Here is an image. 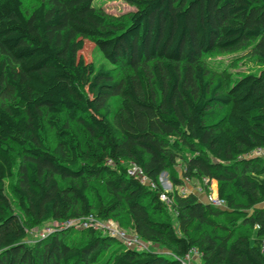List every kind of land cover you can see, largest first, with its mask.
Returning a JSON list of instances; mask_svg holds the SVG:
<instances>
[{"label":"trees","instance_id":"16d2710c","mask_svg":"<svg viewBox=\"0 0 264 264\" xmlns=\"http://www.w3.org/2000/svg\"><path fill=\"white\" fill-rule=\"evenodd\" d=\"M95 1L27 13L0 0V264H264V159L246 158L264 148V68L222 93L204 66L243 49L264 62V0H126L137 10L123 27ZM86 42L106 64L85 61ZM15 157L25 219L6 194ZM179 164L168 193L161 177ZM193 180L216 181L226 207L188 190ZM111 220L172 257L100 232ZM50 221L66 228L30 245L29 229Z\"/></svg>","mask_w":264,"mask_h":264},{"label":"rangeland","instance_id":"374dc122","mask_svg":"<svg viewBox=\"0 0 264 264\" xmlns=\"http://www.w3.org/2000/svg\"><path fill=\"white\" fill-rule=\"evenodd\" d=\"M43 0H23L24 3V11L27 13H31L37 6L42 3ZM95 6L99 12L107 20L109 26L112 27H123L127 26L130 22L131 15L136 12L137 8L126 0H96ZM81 56L87 61L95 62L97 66L106 64V61L103 59V55L100 52H95L94 44L90 42H86V46L84 51L81 53ZM204 66H206L208 70V80L212 83V85L216 84L218 80H222L224 83L222 93L226 92L234 82L242 78L244 76L254 74L258 75L261 70L264 68V62H262L259 58L252 55L249 49L237 50L234 52H219L212 55H208L204 58ZM114 73L118 78H121L125 71L121 69H114ZM122 100L121 98H115L112 100V107L114 111H118L121 107ZM228 109L222 108L218 110L217 117L211 121V123H216L219 120L223 119V117L227 114ZM47 141L50 145H53L55 142V137L53 133L47 134ZM21 158L15 157V170L14 176L6 181V194L9 197L12 206L17 214L20 215L23 219H25V215L20 208L19 199L16 193L18 179H19V167L21 164ZM181 165L176 168L166 172L161 177V184L164 190L168 193L174 192L176 189L173 186L172 178L173 177H181L182 170ZM216 185L211 184L209 188L206 190L203 188L204 186L197 180H193L191 182H187L186 188L188 190L198 192V188H202L203 193L205 195H214ZM183 191L182 188H180ZM203 199L204 197L201 196ZM264 208V205L261 206ZM172 219L174 216H172ZM86 221H82L80 223L82 227H78L79 229H83V225ZM100 232H110V231H119L124 233L126 236H133L131 229L127 225H123L121 227L118 222L115 220H111L110 222H103L97 224ZM72 225H68V228H71ZM79 226V224H78ZM73 227V226H72ZM58 228H66L65 225H56L53 222H47L41 227L29 229V238L28 243L30 245H34L36 242L45 238L50 233ZM146 250H150L152 252H156L164 257L170 258L172 254L169 253L166 249L160 246L148 245ZM192 264H201L199 259L196 256H191Z\"/></svg>","mask_w":264,"mask_h":264},{"label":"built area","instance_id":"2783aa9c","mask_svg":"<svg viewBox=\"0 0 264 264\" xmlns=\"http://www.w3.org/2000/svg\"><path fill=\"white\" fill-rule=\"evenodd\" d=\"M246 158H259V159H264V148H258L256 149L252 154L247 155ZM129 173L133 176L139 175L141 177H143V172L138 169L137 167H132L129 171ZM144 181L147 182L146 178L143 179ZM198 193L201 194V196L203 195V190L199 189ZM162 201L169 203V200L167 198V196L163 195L162 196ZM204 200L207 203H210L211 205H213L214 207H218V208H225L226 207V203L225 201L221 200L219 198L218 195L214 194V195H206V197L204 198ZM110 222V221H109ZM98 223L96 222V226ZM84 228H86L87 224L83 225ZM98 228V227H97ZM109 234L117 237L118 239H120L124 245L128 248H132V249H136L139 251H144L147 249L148 245L145 244L144 242H142L137 236L133 235L131 236H126L124 233H121L119 231H110L108 232ZM262 252L264 253V240L262 242ZM185 264H192L191 262V255L188 256L185 259Z\"/></svg>","mask_w":264,"mask_h":264},{"label":"crops","instance_id":"0c3cea01","mask_svg":"<svg viewBox=\"0 0 264 264\" xmlns=\"http://www.w3.org/2000/svg\"><path fill=\"white\" fill-rule=\"evenodd\" d=\"M212 184H213V185H216V186H215V187H216V189H215V194L218 195V183H217L216 181H213ZM199 189H202V188L199 187L198 190H199ZM203 195H205V194L203 193ZM193 256H194V255H193ZM195 256H196V258L199 259V261L201 262V257H200L199 255H195ZM201 264H202V263H201Z\"/></svg>","mask_w":264,"mask_h":264}]
</instances>
